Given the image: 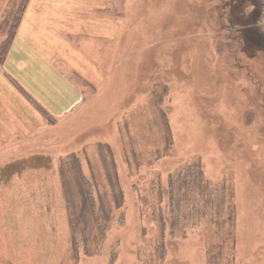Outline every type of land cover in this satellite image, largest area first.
I'll return each mask as SVG.
<instances>
[{"label":"rangeland","instance_id":"374dc122","mask_svg":"<svg viewBox=\"0 0 264 264\" xmlns=\"http://www.w3.org/2000/svg\"><path fill=\"white\" fill-rule=\"evenodd\" d=\"M263 22L264 0H29L0 66V264H264Z\"/></svg>","mask_w":264,"mask_h":264},{"label":"trees","instance_id":"16d2710c","mask_svg":"<svg viewBox=\"0 0 264 264\" xmlns=\"http://www.w3.org/2000/svg\"><path fill=\"white\" fill-rule=\"evenodd\" d=\"M28 3H29V0H20L19 5L17 6L15 11L10 16L11 17V24H10V27H9L8 34L6 35V37L4 39H2L0 41V66L3 64L4 60L6 59L8 53H9V50H10L11 44L13 42L16 30H17V28H18V26L20 24L22 16L25 13V10L27 8ZM262 24L264 26V22ZM17 88L28 99V101L30 103H32L36 108L41 109L45 113V115L48 116L47 112H45L31 98V96L28 93H26L19 85L17 86ZM67 168H68V171H69L68 173H70L74 177L73 179L75 181L76 188L78 190L82 191L83 196L85 197V200H86V198L88 200V196L90 194L88 183L86 181V178L83 176V174L81 172V168H80V166L78 164V160L76 158H74V156L71 157L69 162L62 163V166H61L60 170H62L64 172V169H67ZM83 196H82V198H83ZM91 203H93L92 200H90L89 205ZM103 212H104L103 211V207L102 206H98V209H94L93 210V219H95L96 221H99L100 220V215H102Z\"/></svg>","mask_w":264,"mask_h":264},{"label":"crops","instance_id":"0c3cea01","mask_svg":"<svg viewBox=\"0 0 264 264\" xmlns=\"http://www.w3.org/2000/svg\"><path fill=\"white\" fill-rule=\"evenodd\" d=\"M29 4V3H28ZM27 7H28V5H27ZM27 9V8H26ZM15 11V9L13 10V11H11L10 13H8L7 15H6V18L4 17V20L0 23V31H4L5 29L7 30L9 27H10V24H11V14L13 13ZM26 11V10H25ZM25 14V13H24ZM4 15H2V17H3ZM23 17H24V15L22 16V19H23ZM22 19H21V21H20V24H19V26H18V28H17V30H16V33H17V31H18V29H19V27H20V25H21V22H22ZM16 33H15V36H16ZM15 36H14V38H15ZM13 41H14V39H13ZM13 43V42H12ZM11 46H12V44H11ZM10 49H11V47H10ZM10 51V50H9ZM6 60V59H5ZM5 60H4V62H5ZM3 62V63H4ZM13 81V80H12ZM16 85L18 86V84L16 83ZM20 86V85H19ZM21 87V86H20ZM26 93H28L23 87H21ZM29 94V93H28ZM30 95V94H29ZM31 96V95H30ZM32 98V97H31ZM36 103H37V101L34 99V98H32ZM38 104V103H37ZM39 105V104H38ZM40 106V105H39ZM41 107V106H40ZM42 108V107H41ZM43 109V108H42ZM45 111V110H44ZM46 112V111H45ZM48 114V113H47Z\"/></svg>","mask_w":264,"mask_h":264}]
</instances>
